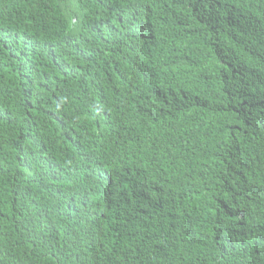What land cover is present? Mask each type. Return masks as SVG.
I'll return each mask as SVG.
<instances>
[{
    "label": "trees",
    "instance_id": "16d2710c",
    "mask_svg": "<svg viewBox=\"0 0 264 264\" xmlns=\"http://www.w3.org/2000/svg\"><path fill=\"white\" fill-rule=\"evenodd\" d=\"M0 264H264V0H0Z\"/></svg>",
    "mask_w": 264,
    "mask_h": 264
}]
</instances>
